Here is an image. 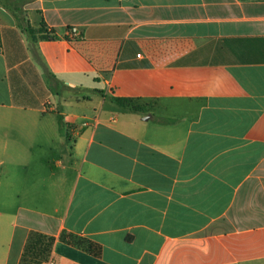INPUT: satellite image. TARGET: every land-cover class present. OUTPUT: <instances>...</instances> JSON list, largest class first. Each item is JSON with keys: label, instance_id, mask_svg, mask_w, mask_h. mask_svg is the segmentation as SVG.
Here are the masks:
<instances>
[{"label": "crops", "instance_id": "0c3cea01", "mask_svg": "<svg viewBox=\"0 0 264 264\" xmlns=\"http://www.w3.org/2000/svg\"><path fill=\"white\" fill-rule=\"evenodd\" d=\"M30 259L264 264V0H0V264Z\"/></svg>", "mask_w": 264, "mask_h": 264}, {"label": "trees", "instance_id": "16d2710c", "mask_svg": "<svg viewBox=\"0 0 264 264\" xmlns=\"http://www.w3.org/2000/svg\"><path fill=\"white\" fill-rule=\"evenodd\" d=\"M24 29L29 33L33 34L35 30L31 27L30 22L26 17H21ZM38 32L42 33L41 38H55L54 36L47 35V29L45 25L43 24L41 28L38 30ZM110 100L120 108L132 112V113H138V114H146L148 113V105H146L145 102H150L143 99H133V98H120V97H111ZM147 106V107H146ZM59 123L63 125V118L59 115ZM61 240L71 244L75 245L79 248L86 249L90 253L100 256L101 255V246L85 237L73 235L71 233H63L61 235ZM50 240V245H52L53 239Z\"/></svg>", "mask_w": 264, "mask_h": 264}, {"label": "rangeland", "instance_id": "374dc122", "mask_svg": "<svg viewBox=\"0 0 264 264\" xmlns=\"http://www.w3.org/2000/svg\"><path fill=\"white\" fill-rule=\"evenodd\" d=\"M146 105L149 106V108H155V102H145ZM147 107V106H146ZM50 248V241L48 239H43L42 243H39V245L35 248L34 253H33V258L37 259L38 257H45L47 255V252ZM35 260L32 261L30 259V262L28 264H34Z\"/></svg>", "mask_w": 264, "mask_h": 264}, {"label": "built area", "instance_id": "2783aa9c", "mask_svg": "<svg viewBox=\"0 0 264 264\" xmlns=\"http://www.w3.org/2000/svg\"><path fill=\"white\" fill-rule=\"evenodd\" d=\"M68 32H69L71 35H74V36H76L77 34H79V31H78L77 28L69 29ZM50 264H54V262L51 261Z\"/></svg>", "mask_w": 264, "mask_h": 264}, {"label": "water", "instance_id": "95a60500", "mask_svg": "<svg viewBox=\"0 0 264 264\" xmlns=\"http://www.w3.org/2000/svg\"><path fill=\"white\" fill-rule=\"evenodd\" d=\"M148 118V117H147Z\"/></svg>", "mask_w": 264, "mask_h": 264}]
</instances>
